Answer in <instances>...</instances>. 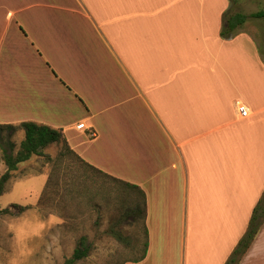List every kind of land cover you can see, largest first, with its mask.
Here are the masks:
<instances>
[{
  "label": "crops",
  "instance_id": "crops-1",
  "mask_svg": "<svg viewBox=\"0 0 264 264\" xmlns=\"http://www.w3.org/2000/svg\"><path fill=\"white\" fill-rule=\"evenodd\" d=\"M81 1L94 5L89 44L75 29L33 36L24 9L6 11L0 125L60 130L85 162L139 187L148 248L138 263L225 264L264 191V37L256 45L247 22L221 39L227 0ZM239 264H264V225Z\"/></svg>",
  "mask_w": 264,
  "mask_h": 264
},
{
  "label": "rangeland",
  "instance_id": "rangeland-1",
  "mask_svg": "<svg viewBox=\"0 0 264 264\" xmlns=\"http://www.w3.org/2000/svg\"><path fill=\"white\" fill-rule=\"evenodd\" d=\"M93 6V4L85 5L81 0H49L40 4L0 0V32L4 28L6 11L22 8L24 19L20 23L31 35L43 36V33L47 35L50 29L56 28L75 29L80 31L82 40L88 38L86 42L89 44L93 37L91 29L96 25L86 16V13H89V8L94 11ZM259 10H264V2L250 0L240 4L239 11L250 14ZM147 17L146 24L149 26L153 19L149 18L150 15ZM156 18L162 19L158 15ZM249 22L254 25L251 29L254 31V36L250 35V38L257 45V40H262L264 37V19ZM46 27L47 29H44ZM239 34H246V31L242 29ZM229 58L234 61V76H236V63L240 61L238 54L234 53ZM204 71L209 74V69L204 67ZM195 76L201 77L198 71L195 72ZM249 85L253 86L252 80ZM164 101V107L176 106L172 99H164ZM3 111V107L0 106V122L7 118L5 117L7 114ZM67 136L75 137L76 132L67 133ZM21 139L22 132L12 136L11 142L16 149ZM51 147L46 150V153L54 158L59 147ZM51 170V165L43 158L33 157L19 165L13 177L6 183L4 194L0 198V210L8 209L12 205L29 206L30 209L21 214L0 216V264H63L72 255L81 237H86L90 254L78 264H123L124 261L140 254L144 237L138 227L131 225V221L124 223V228L132 237L137 238L135 235L139 234L138 251L135 254L124 250L106 234L109 217L113 212L106 210L100 194L93 205L87 204V207L81 210H77L74 205L71 206L68 199H62V194H54L55 198L44 204L46 208L43 206L38 208L39 197ZM4 171L5 167L0 158V176ZM63 172L59 170L58 176L60 177ZM92 207H97L98 212L96 213ZM11 212L15 213V210L11 209Z\"/></svg>",
  "mask_w": 264,
  "mask_h": 264
},
{
  "label": "trees",
  "instance_id": "trees-1",
  "mask_svg": "<svg viewBox=\"0 0 264 264\" xmlns=\"http://www.w3.org/2000/svg\"><path fill=\"white\" fill-rule=\"evenodd\" d=\"M246 1L250 0H227L228 7L221 16L219 37L222 40L227 41L235 38L247 22L264 19V10L250 14L240 12V4ZM258 1L264 2V0ZM259 55L261 61L264 62V53L261 49H259ZM18 132H22V139L16 149L11 138ZM52 145L59 147L54 158L46 153V149ZM0 154L5 167L4 173L0 176V198L4 194L6 183L13 177V173L19 165L33 157L43 158L46 163L51 165L52 170L39 197L38 208L45 207L44 204L55 198L54 194H62V199H68L71 206L74 205L77 210H81L83 207H87V204L93 205L100 194L106 210L113 212L109 217L107 235L112 237L124 250H129L131 254L138 251L139 234L135 235L137 238L130 236L124 228V223L127 224L131 221V225L138 227L144 237L140 254L124 261L123 264L138 263L145 258L148 234L145 226L146 198L144 192L139 187L116 179L85 162L70 148L62 131L35 122L0 125ZM59 170L64 171L60 177L58 176ZM11 209H14L15 213H12ZM28 209H30L29 206L12 205L8 209L0 210V216L21 214ZM92 209L96 213L98 212L97 207H92ZM263 225L264 191L252 211L244 235L225 264H239ZM131 243L136 244L131 245ZM89 254L90 247L87 245V239L81 237L72 255L63 264H78Z\"/></svg>",
  "mask_w": 264,
  "mask_h": 264
},
{
  "label": "built area",
  "instance_id": "built-area-1",
  "mask_svg": "<svg viewBox=\"0 0 264 264\" xmlns=\"http://www.w3.org/2000/svg\"><path fill=\"white\" fill-rule=\"evenodd\" d=\"M238 110H239V113H240V115L242 117L247 116L248 111H247V109L245 107L239 106ZM76 128L79 129V130H84L85 129L83 124L78 125Z\"/></svg>",
  "mask_w": 264,
  "mask_h": 264
}]
</instances>
